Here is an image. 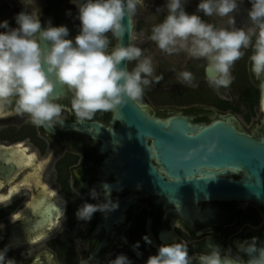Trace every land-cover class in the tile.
Instances as JSON below:
<instances>
[{
	"label": "flooded vegetation",
	"instance_id": "1",
	"mask_svg": "<svg viewBox=\"0 0 264 264\" xmlns=\"http://www.w3.org/2000/svg\"><path fill=\"white\" fill-rule=\"evenodd\" d=\"M150 1L146 8L139 9L143 14L141 20L145 22L155 12L160 14L157 18L160 23L167 12L157 8L164 5V0ZM36 3L41 10L42 27L50 21L53 26H67L69 38L79 34L78 8L72 0H36ZM198 3L199 0L189 3L187 8L196 12ZM250 8L251 4L245 0L231 14L236 27L251 26L247 15ZM22 9L20 0H0V22L8 20L10 26L16 27L14 17ZM199 14L217 27H229L222 17L211 19ZM144 37L138 40L142 49L147 45ZM242 51L245 55L231 70L233 83L218 92L208 83L217 75L214 69L203 59L179 52L172 68L190 71L194 79L190 85L179 83L168 98L187 112L169 110L157 118L164 121L188 118L196 128L188 133L192 136L214 122H223L257 141L264 139V92L250 71L251 48ZM60 98L65 105V120L51 130L33 126L26 114L17 115L11 110L0 113V190L6 193L9 188H16L19 193L13 195L9 204L0 206V226H3L0 249L11 245L8 258H14L17 264H81V261L108 264L125 254L133 264H146L160 246L184 241L189 243L190 255L203 252L213 243L231 249L233 256H242L246 261L249 257L239 250L245 242L255 237L264 246V205L237 199L167 203L158 194L122 187L114 171L117 156L114 146L105 148L103 139L93 137L95 129H66L65 124L83 123L72 113L66 90ZM197 110L200 114L193 116L192 112ZM112 121V112H98L93 121L84 123L112 129L116 127ZM242 123H251V128L245 129ZM148 143L152 148V140ZM152 153L155 155L153 148ZM152 162L168 179L156 157ZM241 177L242 173L235 170L228 175L233 180ZM93 190L96 199L92 198ZM108 200L118 204L115 211L96 212L88 222L77 219L76 212L84 203ZM145 236L151 239V244L144 241ZM137 243L139 248L134 249Z\"/></svg>",
	"mask_w": 264,
	"mask_h": 264
},
{
	"label": "clouds",
	"instance_id": "2",
	"mask_svg": "<svg viewBox=\"0 0 264 264\" xmlns=\"http://www.w3.org/2000/svg\"><path fill=\"white\" fill-rule=\"evenodd\" d=\"M244 0H199L197 10L185 9L188 0H164L157 11L166 9L164 19L151 28L149 39L166 54L183 51L193 59H203L217 73L208 81L209 86L219 91L227 89L234 81L232 68L249 48L250 71L259 80L264 92V0H248L250 27H236L230 14L239 10ZM22 11L15 15L16 27L8 20L0 22V113L8 110L17 115H27L37 128H52L62 125L65 105L61 98H52L57 85L70 96L72 113L80 123L93 121L98 112H113L123 108L129 101L140 102L145 89L159 84L163 76L155 74L151 56L134 43L127 24L145 7L146 0H72L78 8L79 34L70 37L67 26H53L47 22L42 27L41 10L36 0H20ZM204 17H229V27H217L206 22ZM68 15H71L69 12ZM128 43H124L125 35ZM143 36V33L140 34ZM116 43L113 44L112 41ZM135 62L129 70L127 65ZM173 71H176L173 69ZM193 74L187 70L176 71L180 84H191ZM264 143V139L261 140ZM215 143L208 146L211 154ZM204 149L189 153V158ZM16 188L5 193L0 190V206L10 203ZM96 199L95 190L91 193ZM118 204L84 203L76 216L88 222L96 212L115 211ZM15 214L12 216L14 219ZM3 227V226H0ZM144 241H152L145 236ZM11 245L0 249V264H17L8 258ZM139 248V244L133 246ZM249 258L233 256L231 249H222L210 243L199 254H189V243L179 242L162 245L146 264H264V246L253 237L239 249ZM87 264V261H81ZM108 264H133L125 254L109 260Z\"/></svg>",
	"mask_w": 264,
	"mask_h": 264
},
{
	"label": "water",
	"instance_id": "3",
	"mask_svg": "<svg viewBox=\"0 0 264 264\" xmlns=\"http://www.w3.org/2000/svg\"><path fill=\"white\" fill-rule=\"evenodd\" d=\"M124 23L132 36V19ZM128 39L126 34L125 44ZM122 63L128 67V62ZM64 93L65 89L57 85L52 98ZM112 113V124L116 125L112 129L98 123L65 124V128L95 129L93 137L103 139L105 148L114 146L117 151L114 171L122 187L158 194L167 203L237 199L264 205V143L261 141L223 122H214L192 136L188 133L196 128L188 118L164 121L133 101ZM149 140H152L155 155ZM211 143H215L216 148L209 154L207 149ZM201 145L204 149L189 158V153L199 150ZM154 157L168 179L154 166ZM233 170L242 173L239 180L228 178Z\"/></svg>",
	"mask_w": 264,
	"mask_h": 264
},
{
	"label": "rangeland",
	"instance_id": "4",
	"mask_svg": "<svg viewBox=\"0 0 264 264\" xmlns=\"http://www.w3.org/2000/svg\"><path fill=\"white\" fill-rule=\"evenodd\" d=\"M196 2L197 0H188V3L185 5L186 11L189 12L190 14L194 13V11H190V9H188L187 6L193 3L195 4ZM149 4H151V1L146 0L145 7L141 9L146 8L147 7L146 5H149ZM159 15L160 14H157L155 12L151 13L149 19L144 22L141 20L143 16L142 12L138 10L137 14L132 18L133 36H136L138 38L137 40L134 41V43L136 44L137 47H140L142 49V45H139L138 40L140 37H144V35H146L147 45L144 49H142L144 52V55L152 57L154 67L156 70L155 74L163 76V79L160 81L159 84H153L149 88L145 89L144 96L142 97L140 102H138L142 104L153 116H156V117L165 115L169 110L175 111L176 113L185 112V111L187 112V110H184V108L173 105L172 100L168 98V96H170L169 94L172 93V90H174L175 87L180 85L179 83H177V80H176V71H173V68H172L173 60H177L179 53H175L171 55L166 54L165 52L160 50L154 42H152L149 39V36L151 34V28L153 25L157 24V20H158L157 18L160 17ZM208 18L212 19L213 16L208 17ZM222 18L224 19L226 23H228L229 17H222ZM141 22L143 24H141ZM141 33H143V36H140ZM134 66H135V62L128 64L129 70H131ZM203 107H199V108L202 109ZM200 112L201 111H198V110L194 111L192 112V115L195 116L197 114H200ZM243 127L245 129H250L251 123L249 125L243 124Z\"/></svg>",
	"mask_w": 264,
	"mask_h": 264
},
{
	"label": "bare ground",
	"instance_id": "5",
	"mask_svg": "<svg viewBox=\"0 0 264 264\" xmlns=\"http://www.w3.org/2000/svg\"><path fill=\"white\" fill-rule=\"evenodd\" d=\"M262 109H263V111H264V100H263V102H262Z\"/></svg>",
	"mask_w": 264,
	"mask_h": 264
}]
</instances>
